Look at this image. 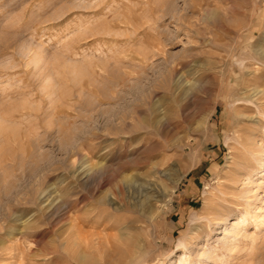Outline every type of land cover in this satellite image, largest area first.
Instances as JSON below:
<instances>
[{
	"label": "rangeland",
	"instance_id": "1",
	"mask_svg": "<svg viewBox=\"0 0 264 264\" xmlns=\"http://www.w3.org/2000/svg\"><path fill=\"white\" fill-rule=\"evenodd\" d=\"M0 124V264H264V0H0Z\"/></svg>",
	"mask_w": 264,
	"mask_h": 264
},
{
	"label": "bare ground",
	"instance_id": "2",
	"mask_svg": "<svg viewBox=\"0 0 264 264\" xmlns=\"http://www.w3.org/2000/svg\"><path fill=\"white\" fill-rule=\"evenodd\" d=\"M185 92L187 93L188 91H185ZM7 113H9V112H7ZM18 114H20V113H18ZM5 115H6V113H5ZM16 116H17V114H14L13 112L11 114H8L7 116H3V114H2V117H3L2 121H5L7 119L8 120H14V118ZM7 127L8 126H4V125L0 124V136H1V138L2 139H4L5 137H6V139H10L11 138V140L13 142H15L13 137L11 136L12 133L11 134H7ZM140 185L142 186V184H140ZM263 218H264V214H263ZM241 222H244V220L243 219H240V220L238 219V220L232 221L229 224V227L227 225H224V227L218 231V233H222L224 237L222 236V237L218 238V241H220V243L225 245L228 242L227 239H226L227 237H230L231 240H233L235 238V236H237L239 234V230L241 229V224H242ZM262 222H264V219H263ZM222 226H223V222H222ZM229 242H231V241H229ZM184 245H185V243L182 240H178L177 245H176V250L180 249L181 247H184ZM202 255H206L205 252ZM206 257H209V256H206ZM186 263H187V259H186V254L184 253L179 258L178 264H186Z\"/></svg>",
	"mask_w": 264,
	"mask_h": 264
}]
</instances>
